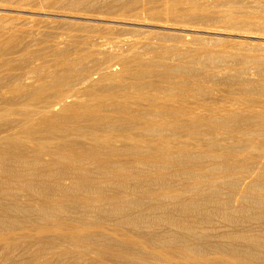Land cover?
I'll return each instance as SVG.
<instances>
[{"label":"bare ground","instance_id":"obj_1","mask_svg":"<svg viewBox=\"0 0 264 264\" xmlns=\"http://www.w3.org/2000/svg\"><path fill=\"white\" fill-rule=\"evenodd\" d=\"M42 1L0 24V264H264V0Z\"/></svg>","mask_w":264,"mask_h":264},{"label":"rangeland","instance_id":"obj_2","mask_svg":"<svg viewBox=\"0 0 264 264\" xmlns=\"http://www.w3.org/2000/svg\"><path fill=\"white\" fill-rule=\"evenodd\" d=\"M91 1V0H90ZM0 4H3V5H6V6H8V8H11V9H13L14 11L13 12H6V14H5V16H3V18L5 19L6 18V21H7V19H8V21H7V23H5L6 21L2 18L1 19V21H0V24H1V22L2 23H4V24H8V25H11V24H14V25H18V24H20V21H22L23 20V18L24 19H26L25 17H28L30 14H31V12H29V11H31V10H54L55 8H53L52 6H51V4H49L48 2H44V1H42V0H18V1H12V2H7V3H5V2H1L0 1ZM15 9H18V10H20V11H15ZM22 10V11H21ZM26 11V12H25ZM29 12V13H28ZM11 13V14H10ZM23 13V14H22ZM18 14H20V15H18ZM8 15H10V16H8ZM13 15V16H12ZM16 16V17H15ZM18 16V17H17ZM9 17V18H8ZM19 17L21 18V19H19ZM17 18V20H15V19ZM11 19V20H10ZM52 18H49L48 17V20H49V23L48 22H46V21H42V20H37V22H35V23H33V25H32V27L31 26H28V27H26L25 28V30L23 31V33H22V35H24V36H22L23 37V39H24V41H25V39H26V36H28L30 33H32V32H34L35 33V36H36V34L38 35V36H36L35 38H33V37H31L30 38V36H31V34L27 37V39H26V41H29L30 39H31V43L33 44V45H35V47H36V49L37 48H39L41 45H40V43H37V42H39L38 40H39V38L41 39V38H43L44 37V35H47V34H50L51 36H52V39H56V40H58V39H61V38H65V37H68L69 39H72L73 37H74V40H83V39H85L86 38V36H88V34L89 35H94V34H96L97 32L94 30V29H88V28H86L85 30H82V29H80V30H76L77 28L76 27H74V30L73 29H71L70 27H68V26H65L66 24H62V23H60V22H51V21H53V19L51 20ZM58 19H60V18H58ZM5 22H4V21ZM12 20H14V21H12ZM61 20V19H60ZM63 20V19H62ZM18 23H17V22ZM11 24H10V23ZM219 24V22H214V23H212L210 26H212V27H215V26H217ZM38 25V26H37ZM46 25H48L47 27H46ZM34 26V27H33ZM37 27V28H36ZM39 27V28H38ZM41 27H43V28H41ZM34 28V29H33ZM41 28V29H40ZM69 28V29H68ZM27 29H29V30H27ZM43 29V30H42ZM72 31H71V30ZM28 31V34L26 33L27 31ZM32 32H31V31ZM40 30V31H39ZM45 30V31H44ZM47 30H48V32H47ZM68 30H70V31H68ZM120 30H122V29H114L113 31H110V33L108 34V36H110V37H113L112 36V34L114 35V37H116L117 35H118V37H124V36H129L130 34L132 35L133 34V32L131 33V30H123V31H120ZM154 31H160V33L163 31L162 29L160 30L159 28H155V29H153ZM57 31V32H56ZM90 31V32H89ZM95 31V32H94ZM43 32V33H42ZM53 32V33H52ZM62 32V33H61ZM69 32V33H68ZM72 32H73V36H72ZM84 32V33H83ZM86 32V33H85ZM165 32H172V31H169V30H164V32H162V33H165ZM34 33H32V35L34 34ZM57 33H61L60 35V37H57V36H59V34L57 35ZM82 33V34H81ZM53 34V35H52ZM74 34H75V36H74ZM39 35H41V36H39ZM56 37H55V36ZM159 35V37L161 36V37H163L164 36V38H166V39H171V38H173L171 35H169V34H157V36ZM205 34H200V35H198V37L196 38L197 40H199L200 38H202V39H204V37H207L208 35L206 34V36H204ZM43 36V37H42ZM167 36V37H166ZM169 36V37H168ZM201 36V37H200ZM210 37H211V35H209ZM25 37V38H24ZM221 37V39L223 38V37H225V38H223V39H228L229 37H226V36H220ZM206 39V38H205ZM204 39V40H205ZM35 42H34V41ZM49 42V41H48ZM48 42H44L43 44H42V46L44 45V47L45 46H47V50H48V46H49V44L50 43H52V41L50 40V43L49 44H47ZM170 42V41H169ZM37 43V44H36ZM40 45V46H39ZM33 48V47H32ZM33 49H35V48H33ZM47 53L49 54V52L47 51ZM48 54H46V57L48 56L49 57V55ZM175 209V208H174ZM173 211V212H172ZM177 211V208L175 209V212ZM171 212L172 213H175L174 212V210H171ZM176 213H178V212H176ZM242 222V223H241ZM239 221V223H238V226L236 225H233L232 227H230V228H233V229H240V228H249V227H254V223H252V222H247V221H245V223H244V221ZM214 223V222H213ZM262 225H263V227H264V223H262ZM248 226V227H247ZM166 229H168L167 231H170V234L171 235H173V236H180L181 234H183V232H182V230H180V229H176L175 227L174 228H172V227H166ZM164 229H159L158 230V233H163L164 231H163ZM214 233H218V231H215ZM213 238H215V239H213ZM210 240H216V237H212V238H209ZM205 240H208V238L207 239H205ZM220 241H222L223 240V242H221V244H223V245H225V244H228L227 242H228V240H227V238L226 239H219ZM237 241V240H236ZM237 242H241V244H239L238 245V248H237V250H239L240 252H242V253H244L247 249H249L251 246L249 245V243L248 242H244V241H241V240H238ZM32 246H35V247H32ZM31 247H32V251H29L28 253H26L25 254V258H27V257H29V256H31L30 254H32L34 251H36L38 248H40L39 247V244H32L31 245ZM36 248V249H35ZM245 248V249H244ZM247 248V249H246ZM28 255V256H27ZM259 257H262V258H264V250L263 251H261V254H259Z\"/></svg>","mask_w":264,"mask_h":264}]
</instances>
